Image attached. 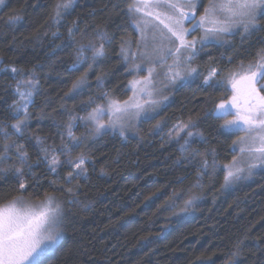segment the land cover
Segmentation results:
<instances>
[{
    "label": "trees",
    "instance_id": "obj_1",
    "mask_svg": "<svg viewBox=\"0 0 264 264\" xmlns=\"http://www.w3.org/2000/svg\"><path fill=\"white\" fill-rule=\"evenodd\" d=\"M62 2L4 0L0 6V154L10 146L9 159L0 161V167L19 166L14 144L23 145L33 164L43 156L41 147L71 145L66 128L70 116L85 117L107 100L129 98L133 77L121 48L136 34L131 0H75L57 17L56 5ZM206 4L203 0L199 13ZM100 33H107L111 43L102 41ZM101 43L105 55L93 62L90 45ZM262 50L264 32L244 42L232 35L199 51L192 62L201 73L199 80L170 91L169 101L142 123L137 138L108 132L93 137L77 119L73 136L83 143L71 158L81 153L88 157V179L73 182L75 198L56 193L65 219L61 244L47 264H264V165L226 189L225 167L236 156L237 135L223 133L224 121L212 115L230 96L229 73L256 64ZM12 68L16 75L2 71ZM213 69L223 87L205 90L203 80ZM25 78L37 83L21 137L12 129L14 88ZM189 121L196 127L164 136L175 124L180 128ZM189 130L194 137L185 145ZM37 138L44 143L38 145ZM68 158L59 156L62 162ZM58 171L63 180L69 168ZM35 173L41 187L26 176L28 192L18 188L10 172L0 179V208L20 197L41 201L51 195L48 185L55 174L43 164ZM237 247L240 254L233 257Z\"/></svg>",
    "mask_w": 264,
    "mask_h": 264
},
{
    "label": "snow or ice",
    "instance_id": "obj_2",
    "mask_svg": "<svg viewBox=\"0 0 264 264\" xmlns=\"http://www.w3.org/2000/svg\"><path fill=\"white\" fill-rule=\"evenodd\" d=\"M198 3L201 0H157L156 6L163 5L171 14H165L164 19H160V14H156V18L160 19V23L167 29V33H160V43L166 40L172 47L167 48L166 55L160 57V62L166 63L167 58H171L173 63L169 65L168 79L171 82L182 80L187 85L190 81L199 80L201 73L196 68L191 66V62L199 55V51L209 46H215L223 40V34L240 35L241 42H244L256 35L264 32V0H209L208 6L204 7V12L196 18V11ZM4 4V0H0V5ZM75 0H63L62 3L56 5V16L59 17L62 11H67L73 7ZM149 8L147 3H134L129 6V10L133 9L136 12ZM145 15H152L151 12H146ZM185 21L191 24V28L185 27ZM58 22V21H57ZM147 24V22H145ZM139 27V24H137ZM198 30H203V34L199 40H189V35L195 34ZM72 30L69 29L71 34ZM100 38L105 43H111V37L107 33H100ZM143 37V30H142ZM226 42V41H225ZM105 43H101L99 47L90 45L93 55L92 60L96 62L105 55ZM199 45V50L197 48ZM147 47V45H145ZM84 46H81V53ZM183 50V51H182ZM123 52V47L121 48ZM154 51L158 49L154 48ZM264 51V50H262ZM125 59L127 57L125 56ZM231 57L229 60L231 61ZM264 60V56H262ZM73 67H76L74 65ZM139 67V66H137ZM256 67L259 71H253L250 65L247 70L235 73H229L228 82L232 84L233 89L241 82H246L247 96L246 107L243 110L232 113L225 103L216 105L212 115L217 120H224L225 123L221 125L223 133L234 134L236 132H253L261 133L259 135L260 146L249 147L247 149L241 148V152L260 153V155H253L247 164V175L252 174V169L259 165H264V85L260 86L259 91L256 85L260 80H264V62L258 63ZM12 72H17L16 68L11 69ZM152 70H149V78H146L140 91L147 97L145 103H155L150 99L151 92L148 91V86L152 83L150 77ZM217 75L215 69L211 70L203 80L205 90L214 89L217 85L223 87L221 80H213ZM239 77V79H237ZM98 80L100 78L98 77ZM36 81L33 78H25L18 83L16 93L19 100L22 101L14 109L13 118L16 123L12 125L13 134L24 136L30 119L28 111L29 105L34 106L33 95L36 91ZM100 83H103L100 80ZM134 83H140L136 81ZM22 85H27L28 90H21ZM79 87V84L74 85ZM107 97V93L104 94ZM236 97L233 96V106H235ZM135 107L139 109L141 104L138 101L129 103L125 101L120 103L115 99H110L106 108H94L92 112L88 113L86 118L70 116L69 122L66 125L67 135L73 141L71 145H65L60 150L54 148L41 147L43 153L42 158L38 159L35 164L29 162L27 151L23 149V145H12L15 148V159L19 161V166H11L9 168L0 167V179H3L9 172L18 182V188L25 192L32 189L25 182L27 176L29 180L35 178V187H41L40 177L36 176L35 169L39 168L41 164L47 169L49 174H55V179L49 181L48 187L51 188V195L47 197V203L40 207L39 211H33L31 206H26L24 201L14 200L7 207L0 208V264H47V258L54 254L58 246L61 244L62 235L61 229L65 219L63 210L58 202H56V193L65 194L75 198L76 193L73 191L71 185L74 181L79 179H88L87 168L88 157L81 153L75 159L71 158V152L74 149L81 147L82 140H77L73 136L72 129L77 125L74 123L77 119L91 122L95 125L91 134L100 135L106 134L107 129L115 130L117 122L124 120L127 116L132 115L129 109ZM106 113H111L108 118V124L105 125L103 117ZM23 114V115H21ZM234 115L235 118L228 120L227 117ZM115 117V119H113ZM89 127V124H85ZM123 125H121V128ZM196 124L189 121L188 124L180 126L179 131L185 128H195ZM121 134H123L121 132ZM9 134L6 132V138ZM203 139L202 134L196 133ZM194 133L189 130L185 134V145L189 144V138H193ZM63 139V137H61ZM44 141L37 138V144L42 145ZM184 146H182L183 148ZM10 146L5 145L3 153L0 154V161L7 162L8 152ZM60 155H68L69 158L65 161L59 159ZM67 165L69 168L67 177L60 179L59 168ZM207 167V161L204 162ZM27 170V171H25ZM246 169L238 166L235 162L228 166V172L225 176V184H229L234 180L241 179V173ZM67 186V187H66ZM72 203L73 201H68ZM78 202V201H76ZM189 204L192 201H188ZM240 254L239 247L232 253L233 257Z\"/></svg>",
    "mask_w": 264,
    "mask_h": 264
},
{
    "label": "rangeland",
    "instance_id": "obj_3",
    "mask_svg": "<svg viewBox=\"0 0 264 264\" xmlns=\"http://www.w3.org/2000/svg\"><path fill=\"white\" fill-rule=\"evenodd\" d=\"M138 2L147 3L149 5V8L146 9L142 8L140 12H136L134 9L130 11L133 19V25H134L133 27H135L134 30L136 34L133 40L129 42V45H127V47L125 46L123 51V59L125 63L128 65L129 72H131L133 77L129 84L130 95L128 100L126 101H128L129 103H132L133 101H138L141 104V107L139 109L135 107L130 108L129 112L132 113V115H129L124 120L117 122V126L115 130L107 129L106 131L108 133L117 134L124 139L137 138L142 123L153 119L154 116H156L158 112L161 110V108L164 107L166 103L169 101V96L167 94L170 93V91H172L174 88L185 83L182 80H177L173 83L168 79V76L170 75L169 65H172L173 63L170 57L167 58L166 63L162 64L160 62V57L166 55L167 48L172 47V45H170L166 40L163 41L162 45L160 43V33L161 32L167 33V29H165L164 25L160 23V19H164L166 13L171 14L170 11L163 5L156 6L157 0H131V5ZM180 2H184V0H180ZM208 2L209 0H207L206 7L208 6ZM202 3L203 0H201V3H198L197 8L195 9L197 20L199 16L202 15L204 12L203 10L202 13H199V9L201 8ZM146 12H151L152 15H145ZM157 13L160 14V19L156 18ZM145 22H147V24H145ZM137 24H139V27H137ZM185 27L190 29L191 24L185 21ZM142 30H143V37H142ZM202 34H203V30H198L195 34L189 35L187 39L199 40V37ZM229 36L232 35L223 34V40ZM223 40L216 44L217 45L221 44ZM145 45H147V47H145ZM154 48L158 49V51H154ZM197 48L199 49V45H197ZM125 56L127 57V59H125ZM192 62H191V66H192ZM262 62H264V60L260 58V60L257 61L256 64L252 65V70L259 71L256 65ZM248 68H245L244 70H247ZM150 69L152 70V74L150 77L152 83L148 86V91L151 92L150 99L152 101H155V103H145L144 101L147 97L140 91L145 79L149 78ZM215 70L217 71V75H218L219 71L217 69ZM2 71L4 72L8 71L13 75L17 74V72L15 73L12 72L11 69H4ZM217 75L213 77V80L217 79ZM237 79H239V77H237ZM257 80L259 81V83L256 85V87L257 90L259 91L260 86L264 85V80H260L259 76L257 77ZM136 81H139L140 83H134ZM227 87L229 88L230 96L223 103H225L229 108H231L233 114L236 113L237 111L243 110V108L246 107V96H247L246 82L239 83L237 85V88L233 89L232 84L229 83L227 80ZM16 88L17 87L14 88L15 103L13 109H15L16 106L22 103V101L19 100V97L16 93ZM21 90H28V87L26 85H22ZM260 94L264 95V92H261ZM233 96L236 97L235 106H233ZM108 102L109 100H107L104 104H98L96 108L97 107L106 108ZM92 111L93 110H91L90 112ZM88 113L84 118L88 116ZM110 115L111 113H106L105 116L103 117L102 122L105 125L108 124V118ZM234 118H235L234 115H230L227 117L228 120H232ZM113 119H115V117H113ZM83 121L84 124L86 123L89 124L88 128L91 133L95 125L87 121L86 119H84ZM224 123L225 121L223 122V124ZM121 125H123L122 128ZM160 127L161 125H159L158 128L156 129L158 132ZM178 129H179V125L175 124L170 131L164 134V136L173 133L172 131H178ZM121 132L123 134H121ZM234 134L237 135V138L233 146V151L235 152L236 156L228 165H226L225 173L227 175L228 166L233 165L234 162L238 166L244 167L246 171L240 174L242 177L241 179L234 180L229 184L224 183V187L226 189L232 188L233 186L239 184L240 182L250 179L254 174H256L260 170L262 166L258 164L256 168L252 169V174L250 176L247 175V164L250 161V158L253 155H260V153H249L247 151L245 152L240 151L241 148L247 149L253 146L259 147L260 146L259 135H261V133L253 132L249 134L247 132L241 131V132H236ZM91 135L93 137H98L101 134L100 135L91 134ZM21 199L24 201L26 206H31L33 211H39L40 207L47 203V198L41 201H31L20 197L15 200H21ZM13 201L2 206L1 208L7 207ZM56 202L60 204L61 209L63 210V206L59 202V200L56 199ZM61 235H62V229H61Z\"/></svg>",
    "mask_w": 264,
    "mask_h": 264
}]
</instances>
